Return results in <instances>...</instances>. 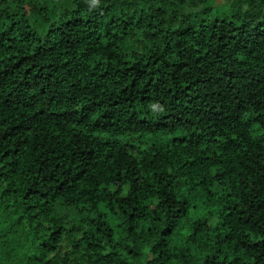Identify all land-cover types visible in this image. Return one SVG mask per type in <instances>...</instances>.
<instances>
[{"label": "trees", "instance_id": "16d2710c", "mask_svg": "<svg viewBox=\"0 0 264 264\" xmlns=\"http://www.w3.org/2000/svg\"><path fill=\"white\" fill-rule=\"evenodd\" d=\"M215 1L0 0V264H264V0Z\"/></svg>", "mask_w": 264, "mask_h": 264}, {"label": "rangeland", "instance_id": "374dc122", "mask_svg": "<svg viewBox=\"0 0 264 264\" xmlns=\"http://www.w3.org/2000/svg\"><path fill=\"white\" fill-rule=\"evenodd\" d=\"M229 4V0H216L215 1V8L218 9V8H225L227 7V5ZM199 212L198 209L195 210V214Z\"/></svg>", "mask_w": 264, "mask_h": 264}]
</instances>
